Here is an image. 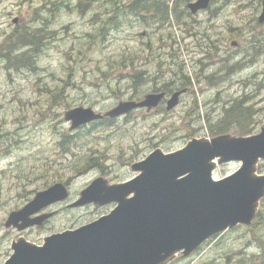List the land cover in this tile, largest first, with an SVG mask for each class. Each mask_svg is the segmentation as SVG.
<instances>
[{
    "label": "rangeland",
    "instance_id": "rangeland-1",
    "mask_svg": "<svg viewBox=\"0 0 264 264\" xmlns=\"http://www.w3.org/2000/svg\"><path fill=\"white\" fill-rule=\"evenodd\" d=\"M115 1L124 3L0 0V46L13 31H28L25 27L45 39L35 68L8 70L0 57V264L18 240L40 246L51 234L106 214L112 205L68 207L95 180L120 183L155 150L169 154L193 139L240 138L239 129L220 130L230 107L241 106L250 135L264 127V23L258 22L263 0H213L194 14L187 4L195 0H176L161 22L142 10L120 18ZM184 89L171 111L164 102L109 124L95 120L71 128L65 121L77 107L104 116L121 103L162 92L168 101ZM257 165L254 176H263L264 160ZM239 167L218 160L215 179ZM56 184L67 186L69 198L47 209L48 222L24 234L10 229L22 222L5 226L36 192ZM257 213L252 225L210 238L194 264H264V199Z\"/></svg>",
    "mask_w": 264,
    "mask_h": 264
},
{
    "label": "water",
    "instance_id": "water-1",
    "mask_svg": "<svg viewBox=\"0 0 264 264\" xmlns=\"http://www.w3.org/2000/svg\"><path fill=\"white\" fill-rule=\"evenodd\" d=\"M210 2L196 0L188 8L194 14L207 9ZM258 22L264 23V0ZM182 93H174L167 101L168 111L178 105ZM163 98L164 94H152L140 103H121L104 116L77 108L66 113L65 120L71 122V128H77L137 108H154ZM216 159L222 163L239 161L241 167L213 181L212 162ZM260 159H264V133L250 138L192 140L169 154L155 150L131 167L137 173L131 180L105 187L102 179H97L70 205L115 203L108 215L51 235L42 246L19 241L4 264H165L176 252L183 251L187 256L212 236L253 220L256 205L264 196V176H254ZM67 198L65 186L56 184L11 213L5 226L22 222L20 231L40 226L50 215L33 220L30 216Z\"/></svg>",
    "mask_w": 264,
    "mask_h": 264
},
{
    "label": "trees",
    "instance_id": "trees-1",
    "mask_svg": "<svg viewBox=\"0 0 264 264\" xmlns=\"http://www.w3.org/2000/svg\"><path fill=\"white\" fill-rule=\"evenodd\" d=\"M122 1L124 3L114 2L120 18L131 16L137 10H142L141 15H144L145 11H147L152 15V20L161 22L165 21L170 10L174 9L176 0H131L128 4H125L128 0ZM48 10L50 9L48 8ZM25 28L28 31L24 30V32H21L15 30L7 35L4 43L0 46V49L4 51L0 57L7 63L8 66L6 65V67L8 70L18 71V67L35 68L37 59L42 51L41 44L45 42L43 34L37 29ZM138 77L140 76L138 75L137 78H134L133 82L135 84H138ZM183 79L184 84L187 85L188 83V85H191L188 78ZM61 93L62 90L60 91ZM240 108L241 106L236 104L226 111V116L220 126L222 132L229 131L230 129H239L242 134L245 133L243 120L246 117L243 111H240Z\"/></svg>",
    "mask_w": 264,
    "mask_h": 264
},
{
    "label": "flooded vegetation",
    "instance_id": "flooded-vegetation-1",
    "mask_svg": "<svg viewBox=\"0 0 264 264\" xmlns=\"http://www.w3.org/2000/svg\"><path fill=\"white\" fill-rule=\"evenodd\" d=\"M47 211V208L44 210V211H42L40 214H42V213H45ZM32 218H35L36 217V215H33V216H31ZM46 222H48V221H46ZM45 222V223H46ZM44 223V224H45ZM251 225V224H250ZM250 225H248V226H250ZM33 228H35V229H39L40 227H32V228H29L28 230H30V229H33ZM7 229H9V228H7ZM10 229H12V230H14V231H17L18 232V234H24L26 231H18L15 227H10ZM20 237H23V236H20ZM19 237V238H20ZM176 258H178V261H180V264H194V263H196V262H198L199 260H201V258H202V253L200 252V249H198L195 253H192L191 255H189V256H184L183 254H178V255H176L175 257H173V259L171 260V262H170V264H172V262L176 259ZM213 264H216V263H213Z\"/></svg>",
    "mask_w": 264,
    "mask_h": 264
},
{
    "label": "bare ground",
    "instance_id": "bare-ground-1",
    "mask_svg": "<svg viewBox=\"0 0 264 264\" xmlns=\"http://www.w3.org/2000/svg\"><path fill=\"white\" fill-rule=\"evenodd\" d=\"M214 165L216 164V161H214V163H213Z\"/></svg>",
    "mask_w": 264,
    "mask_h": 264
}]
</instances>
